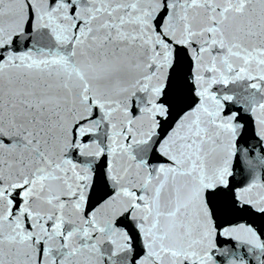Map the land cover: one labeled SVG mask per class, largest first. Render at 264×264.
Here are the masks:
<instances>
[{
  "label": "snow or ice",
  "instance_id": "1",
  "mask_svg": "<svg viewBox=\"0 0 264 264\" xmlns=\"http://www.w3.org/2000/svg\"><path fill=\"white\" fill-rule=\"evenodd\" d=\"M0 264H264V0H0Z\"/></svg>",
  "mask_w": 264,
  "mask_h": 264
}]
</instances>
